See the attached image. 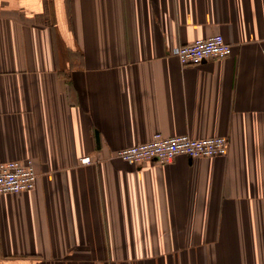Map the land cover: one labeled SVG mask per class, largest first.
I'll use <instances>...</instances> for the list:
<instances>
[{
  "label": "crops",
  "instance_id": "obj_1",
  "mask_svg": "<svg viewBox=\"0 0 264 264\" xmlns=\"http://www.w3.org/2000/svg\"><path fill=\"white\" fill-rule=\"evenodd\" d=\"M263 46L264 0H0V162L39 175L0 196V264H264ZM157 133L230 145L114 157Z\"/></svg>",
  "mask_w": 264,
  "mask_h": 264
},
{
  "label": "built area",
  "instance_id": "obj_2",
  "mask_svg": "<svg viewBox=\"0 0 264 264\" xmlns=\"http://www.w3.org/2000/svg\"><path fill=\"white\" fill-rule=\"evenodd\" d=\"M262 53L264 55V46ZM171 54L177 57L183 65L195 66L208 60L231 56L233 46L225 40L223 35L216 34L191 44L177 46L171 50ZM229 145V139L224 136L193 138L189 135L164 136L157 133L146 143L117 151L114 157L138 165L150 162L170 164L181 155L191 159L225 156ZM82 162H91V157L83 158ZM38 179L39 175L32 160L0 162V196L33 191Z\"/></svg>",
  "mask_w": 264,
  "mask_h": 264
}]
</instances>
